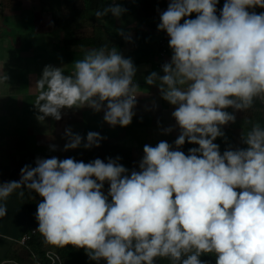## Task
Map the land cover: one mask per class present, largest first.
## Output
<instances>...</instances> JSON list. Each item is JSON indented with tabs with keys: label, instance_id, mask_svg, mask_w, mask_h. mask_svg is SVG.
<instances>
[{
	"label": "clouds",
	"instance_id": "clouds-1",
	"mask_svg": "<svg viewBox=\"0 0 264 264\" xmlns=\"http://www.w3.org/2000/svg\"><path fill=\"white\" fill-rule=\"evenodd\" d=\"M218 2L170 0L157 27L170 37L171 60L162 76L145 78L176 106L171 115L180 129L177 148L186 140L198 148L185 155L166 141L146 144L140 170L130 174L119 157L107 163L37 158L35 167L21 168L19 181L0 183V218L8 198L18 189L23 197L26 188L42 197L36 231L44 243L84 249L92 260L154 264L159 257L204 264L200 256L213 253L216 264H264V128L254 125L244 136L246 149L221 155L214 143L224 135L220 126L235 122L224 109L264 103V12L249 11L264 8V0H225L217 16ZM126 11L114 2L95 16L120 18ZM193 13L195 19L180 23ZM136 73L130 58L107 45L75 60L70 75L45 66L35 85L37 119L59 121L62 109L89 107L103 111L110 126L126 127L141 94ZM7 80L0 73V82ZM65 137V151L81 146L83 138L71 128ZM103 139L89 132L83 147H99Z\"/></svg>",
	"mask_w": 264,
	"mask_h": 264
},
{
	"label": "crops",
	"instance_id": "crops-1",
	"mask_svg": "<svg viewBox=\"0 0 264 264\" xmlns=\"http://www.w3.org/2000/svg\"><path fill=\"white\" fill-rule=\"evenodd\" d=\"M114 2L127 10L120 18L111 14L96 18L97 10ZM169 2L0 0V73L8 76L7 81L0 82V183L19 181L21 168L25 165L35 167L37 158H74L84 163L99 158L107 163L108 158L119 157L118 162L125 168L136 169L146 144L155 147L166 141L177 150L174 142L180 129L171 115L176 106L165 101L158 86L148 85L145 79L152 72L164 74L160 66L159 39L170 37L157 26L160 14L167 10ZM249 11L259 14L264 8L256 6ZM129 36L130 40L126 38ZM103 45L109 49L115 47L137 68L134 79L141 94L137 96L131 124L110 126L103 119V111L95 112L89 107L62 109L59 121L52 117L38 120L40 113L34 106L38 95L35 85L45 66L63 67L64 73L70 75L75 60L83 59L85 52ZM171 56L168 45L165 63L170 62ZM224 110L235 116V122L220 126L224 135L217 138H238V142H231L237 144L238 149L254 125L264 128V103L258 99L248 110L231 107ZM68 128L83 140L80 147L65 151V130ZM89 132L105 137L99 147H83ZM126 153L132 157V166L126 163L129 156ZM220 153L222 155V149ZM22 190L23 197L18 195L21 191L18 189L8 198L7 214L0 218V264L4 261L33 264L32 252L39 254L50 248L44 242L37 244L38 231L26 245L18 242L24 233L38 228V201L34 200L38 194L26 188Z\"/></svg>",
	"mask_w": 264,
	"mask_h": 264
},
{
	"label": "trees",
	"instance_id": "trees-1",
	"mask_svg": "<svg viewBox=\"0 0 264 264\" xmlns=\"http://www.w3.org/2000/svg\"><path fill=\"white\" fill-rule=\"evenodd\" d=\"M225 3V0H219L218 4L216 5L217 12L216 15H220V11L223 8V5ZM196 13L191 14V16L186 17V19H195L196 18ZM241 149H246L247 145L244 143L241 145ZM191 148H198L196 144L188 143L187 140L185 141V144L177 148V150L183 151L185 155L189 153V149ZM129 155V156H127ZM126 163H129L132 166V157L130 156L129 153H126ZM129 170L128 174L131 173L134 169L129 166L127 168ZM107 187L106 183H104L103 189ZM102 189V191H103ZM236 191H240V189H236ZM104 193V191H103ZM105 195H108V193ZM109 202H111V197L109 196ZM39 239H37V244L40 245L41 242H44V238L40 233H38ZM55 249L61 254L64 263L65 264H107V261L104 259H100L99 261L92 260L90 257L87 255L86 251L84 249H77L74 246L68 245L65 247H58L54 246ZM44 250L38 252L40 255ZM200 259L204 262V264H216V256L213 253H205L200 256ZM104 261V262H103ZM154 264H171V261L168 258H159L157 257L154 261Z\"/></svg>",
	"mask_w": 264,
	"mask_h": 264
},
{
	"label": "built area",
	"instance_id": "built-area-1",
	"mask_svg": "<svg viewBox=\"0 0 264 264\" xmlns=\"http://www.w3.org/2000/svg\"><path fill=\"white\" fill-rule=\"evenodd\" d=\"M168 37H160L159 39V56L161 57V68L165 64V57L167 55V46L169 45ZM36 233V228L31 229L30 232L24 233L19 239L18 242L26 245L30 238ZM33 264H65L61 254L53 248H47L44 250L42 255L32 252L31 254ZM5 264V261L2 262ZM19 264V263H15Z\"/></svg>",
	"mask_w": 264,
	"mask_h": 264
},
{
	"label": "rangeland",
	"instance_id": "rangeland-1",
	"mask_svg": "<svg viewBox=\"0 0 264 264\" xmlns=\"http://www.w3.org/2000/svg\"><path fill=\"white\" fill-rule=\"evenodd\" d=\"M217 139H220L218 140V142H216V144L219 146L220 150L222 149V155L223 153L226 151V150H237L238 148V145L237 144H232L231 142H238V138H227V136H225V138H217ZM229 147V148H228ZM219 150V151H220ZM134 169V168H133ZM135 171H139V167H137L136 169H134ZM107 187L105 189H103L104 191V194L108 193L109 191V188H110V185L109 183L105 182ZM37 198H35L34 200L38 201L37 203L41 202L42 201V197H40L39 195L35 196ZM50 248H53L55 249L54 246L50 245L49 246ZM104 262V261H103Z\"/></svg>",
	"mask_w": 264,
	"mask_h": 264
}]
</instances>
